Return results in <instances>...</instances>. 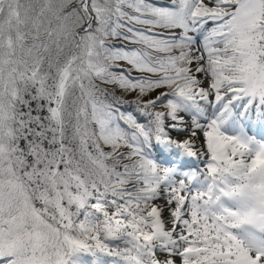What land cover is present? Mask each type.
Returning a JSON list of instances; mask_svg holds the SVG:
<instances>
[{"label": "snow or ice", "instance_id": "obj_1", "mask_svg": "<svg viewBox=\"0 0 264 264\" xmlns=\"http://www.w3.org/2000/svg\"><path fill=\"white\" fill-rule=\"evenodd\" d=\"M0 264H264V0H0Z\"/></svg>", "mask_w": 264, "mask_h": 264}]
</instances>
